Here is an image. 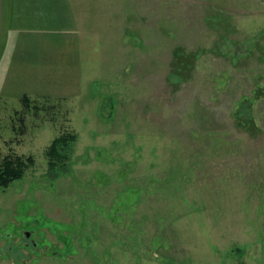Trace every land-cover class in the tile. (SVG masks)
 <instances>
[{"label": "rangeland", "instance_id": "374dc122", "mask_svg": "<svg viewBox=\"0 0 264 264\" xmlns=\"http://www.w3.org/2000/svg\"><path fill=\"white\" fill-rule=\"evenodd\" d=\"M51 1L0 0V264H264V0Z\"/></svg>", "mask_w": 264, "mask_h": 264}, {"label": "crops", "instance_id": "0c3cea01", "mask_svg": "<svg viewBox=\"0 0 264 264\" xmlns=\"http://www.w3.org/2000/svg\"><path fill=\"white\" fill-rule=\"evenodd\" d=\"M22 1L23 0H15V1L9 0L8 5L11 8L10 11L13 12V13H25L24 12V8L23 7H19V5L21 4ZM83 1L84 0L77 1V2L74 1V0H58V1L56 0V1H51V4H52V7H54L55 4H57L58 6H60V7L62 6L63 8H64L65 5H69V7L71 8V11H72V13H70L69 15H71V14L74 15V13L78 14L77 7H79V5H85V6L87 5L89 7V9H88L89 13H90V7H92L91 13H93L95 11L94 8L97 5V3H96L97 0H87L85 3H83ZM15 6H16V8H15ZM40 11L42 13H44L45 15H46V13H50V17L55 18L56 21L59 24L57 23V24L52 25L51 24L52 21L49 20V21H46V24H43V26H33L38 31H43L45 33V38L43 39V37H42L41 38L42 40H39L34 45V48L31 47V49L30 48H24V49H28L32 53H33L32 50H34V52L36 53V47L41 48V47H45V45H47V46H49V45H53V46L54 45H61V46L65 47V48L68 47V49H69L70 45L73 46L74 44L79 43L77 38H75V37L77 36L78 32L81 31L80 28L76 32H73V34L65 33V37L63 38V40H61L59 42V39H55V37H54V36H56V38L58 37L57 34L54 33V32H57V29L60 28V21H61L60 18H59V15L57 13V10H55L54 8H51L48 11L46 9L40 10ZM64 11H65V9H64ZM25 26H27V24H25ZM22 28H26V27L22 26L21 30H22ZM63 28H65V25H63ZM63 28H61V29H63ZM89 29H90V27L88 25L87 30H89ZM64 31H65L64 29L61 31L62 36L64 35ZM7 38H8V41L10 43V34H8ZM70 38H72L73 40H69ZM35 42H36V39H35ZM64 50L65 49H63V51Z\"/></svg>", "mask_w": 264, "mask_h": 264}, {"label": "trees", "instance_id": "16d2710c", "mask_svg": "<svg viewBox=\"0 0 264 264\" xmlns=\"http://www.w3.org/2000/svg\"><path fill=\"white\" fill-rule=\"evenodd\" d=\"M75 135L70 132L62 133L52 140L47 154L51 158L50 166L56 165V160L63 159L59 146H65L74 140ZM34 163L33 156L18 155L15 153L7 154L0 159V188L7 187L11 182L19 179L24 171Z\"/></svg>", "mask_w": 264, "mask_h": 264}]
</instances>
